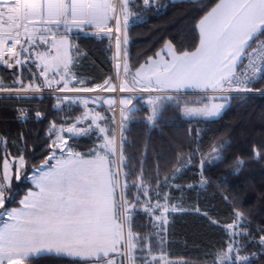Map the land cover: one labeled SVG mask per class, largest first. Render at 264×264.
<instances>
[{"label": "trees", "instance_id": "trees-1", "mask_svg": "<svg viewBox=\"0 0 264 264\" xmlns=\"http://www.w3.org/2000/svg\"><path fill=\"white\" fill-rule=\"evenodd\" d=\"M216 3L218 0H152L145 5L143 0H131L129 13L141 18L137 26L127 30L131 72L135 73L149 57H156L166 43L177 52L194 50L199 43L198 22ZM69 70L76 86L95 88L104 84L114 73L110 40L91 34L74 37ZM18 81L25 86L35 83L44 89L53 88L46 86L36 63L31 61L20 65L19 71L1 70L4 88L19 87ZM254 87L264 90V80ZM17 96L0 95V165L7 157L20 154L27 161L23 178L13 180L6 192L12 197L4 205L8 209L20 206L28 189L25 176L52 153L48 147L54 139L51 126H69L84 112L73 102H61L57 108V96L53 95ZM176 97L161 100L154 124L148 119L150 107L142 98L137 99L136 109L121 130L127 165L123 171L130 174L128 200L134 201L137 189L132 184L139 183L143 172L145 183L151 185L153 204L157 202L155 193L160 191L161 196L168 195L170 203L180 207L169 213L166 233L157 235L153 218L143 211L142 203L137 204L132 223L133 232L142 238L140 247L146 250L149 243L152 252L166 253L176 260L173 264H213L214 260L219 264L218 254L227 251L232 239L226 226L239 221L241 228L250 233L243 237L240 255L249 257L248 264H264V246L259 242L264 235L260 231L264 229V95L232 97L226 109L213 118L184 115L185 108L204 104L206 97ZM22 111L25 117H21ZM98 141L97 132H91L72 137L68 143L88 157ZM222 144L223 160L209 163L214 155L212 147ZM202 176L207 179L204 186L200 183ZM236 211L243 213L242 219L237 220ZM28 264L90 261L45 254L32 257Z\"/></svg>", "mask_w": 264, "mask_h": 264}, {"label": "snow or ice", "instance_id": "snow-or-ice-1", "mask_svg": "<svg viewBox=\"0 0 264 264\" xmlns=\"http://www.w3.org/2000/svg\"><path fill=\"white\" fill-rule=\"evenodd\" d=\"M130 2L131 0H0V62L6 63L9 68L23 66L28 57L25 56L23 60L20 57L29 53V49L21 45L20 37L23 33L28 41H32L29 26L35 31L37 20L55 25V30L47 29L53 36L55 47L56 35H61V43L66 39V35L59 32L61 25L70 31V23L77 27L80 24H88L94 25L99 32L112 33L113 28L107 25L114 19L115 31L119 32V13L124 15V26L127 28ZM143 2L149 5V0ZM197 28L199 43L194 50L177 52L170 43H166L164 48L155 54L158 59L149 57L134 74L130 73L125 62L124 73L126 77L130 75L132 83L130 86L126 78L120 84L119 90L136 91L139 87L143 92L179 93L188 88L200 89L205 93L251 92L254 83L264 80V0H218V3L200 18ZM40 39L47 43L43 35ZM115 39L119 50L120 38L117 36ZM123 42L127 44V35L124 36ZM17 45H21L19 50ZM5 53L7 60L4 59ZM37 55L43 58V54ZM162 55H167L170 59H163ZM241 67L243 70L238 71ZM47 73L48 67L45 65L40 75L45 77L46 86L51 87L52 82L48 80ZM17 83L19 87L10 88H4L0 83V92L19 94L41 90L35 83L28 86L22 81ZM105 84L107 85L108 81H105ZM57 85L56 92L96 91L89 87H69V82L63 76L57 81ZM115 89V85H109L106 90ZM166 98L177 99L176 96ZM90 99L95 103L99 97L58 96L56 107L59 108L60 103L65 100H71L73 103L79 100L87 107ZM162 99L164 97L161 96L148 98V103L152 106V116L148 119L153 124L159 111L158 102ZM211 99L227 101L229 97L213 95ZM120 102L130 104L131 98H123ZM224 108L225 104L214 103L210 108H185L184 112L188 117L213 118L219 116ZM25 116L26 113L22 111L21 117ZM36 116L40 118L41 113L37 112ZM81 119H88L87 114ZM97 120H104V117L96 113L88 128L90 129ZM96 127L104 134L103 142L98 144L87 158L75 152L68 146L67 140L57 134L56 140L48 146L53 149L52 153L38 168L33 169L30 179L36 190H30L19 201V208L4 207L6 201L12 199L6 192L11 188L9 171L13 166L5 159L3 182H0V209H4L0 212V264H28L32 257L45 254L82 257L90 261V264H117L115 257L110 255L112 253L120 257L119 264H137V261L142 264H155L156 257L152 256L151 247L147 246L146 255L145 247H138L142 238L133 232L132 213L137 210L136 205L142 203L143 211L150 219L154 217V222H159L155 226L163 231V225L167 223L165 213L170 210L175 212L178 208L176 205L170 208L168 201L171 197L161 196L160 191L155 193L157 202H151V185L145 183L143 172L138 177L139 183L134 181L132 184V187L137 189V194L134 201L130 202L127 183L130 174L123 171L127 166L123 139L118 150L114 133L110 136L107 134L108 130L99 124H96ZM51 128L55 131L56 125L53 124ZM65 130L75 135L88 131L72 126L67 129L61 127L60 132ZM51 134L50 132L49 135ZM61 143L64 147H60ZM224 147L223 144L219 148L212 147L214 155L208 162L222 161ZM56 150L62 153L60 157L56 156ZM256 154L259 156V152ZM52 160H55L54 164L50 163ZM13 162L15 178L20 180L19 173L27 166L25 156L20 154L13 158ZM238 162L242 164V161ZM201 163L203 170L205 162ZM200 183L201 186L206 185L207 179L202 176ZM160 187L161 185L157 184V188ZM118 189H121L119 198L116 195ZM141 197L145 199L142 201ZM161 199L165 201L164 204L160 203ZM158 209H162L161 214L155 216ZM235 216L240 220L243 213L236 211ZM238 227L241 225L237 223L226 226V231H231L233 239L229 240L227 251L218 254L219 264H248L249 257L239 255L242 249L234 238L250 233H238L235 231ZM260 231L264 233V229ZM259 242L264 246V235L259 237ZM213 264H217V261L214 260Z\"/></svg>", "mask_w": 264, "mask_h": 264}, {"label": "rangeland", "instance_id": "rangeland-1", "mask_svg": "<svg viewBox=\"0 0 264 264\" xmlns=\"http://www.w3.org/2000/svg\"><path fill=\"white\" fill-rule=\"evenodd\" d=\"M8 2H11V0H8ZM119 19H120V31L118 32V37L120 38L121 44H120V49L118 50L116 47V50H115L113 76L108 80L107 85L104 83L100 86L95 87L94 89H96V91H94V92H80V93L56 92L55 89L58 87L57 81H59L61 79V76L65 77V79L69 82V87H72V86L79 87V86L75 85L76 79L71 74V72L69 70V67L71 64V57L69 58V60H66V57L63 55L62 52H60V49L57 46L53 47V39L51 37H45V39L47 40V43L42 41L40 39V36L34 37L32 41H28L27 39H23L21 41V45H23L25 48L29 49V53H24L20 57L22 60L24 59L25 56H27L28 57L27 61L34 62V63H36V65L40 66L38 68V70L40 72L45 67V65L48 67L47 78H48V80H50L52 82V87H53L49 91L51 93L50 95L57 96V97L58 96H60V97H63V96L88 97V98L99 97V99L96 100L95 103H93L92 100L90 99L87 107H85L79 100L75 101L74 103H77L83 107V109H84L83 114L73 124H71L69 126H56V130L55 131L52 130V132L54 134L53 141L56 140L57 134H59L65 140H67V144H68V146H70L68 143V140L70 138L85 135V134L91 133V132H97V137L99 139V141L97 143V145H98V144L103 142L102 137L104 135V134L100 133L99 129L96 127V124H99L100 127L108 130V132H107L108 135L111 136L114 133V135L116 137L117 148L119 150V145H120L121 139H122L121 138L122 137L121 130H123L122 128H124V126L128 122V120L130 118V114L136 109L134 102L137 99H139V98L143 99V101L150 107L151 116H152V106L148 103V98L150 97L149 95L143 96L140 93H138L137 90L136 91H124L121 93L119 92V86L123 80H125L127 78L130 86L132 83L130 75L126 77V75L124 73L125 62H127L128 66H129L128 53H127L128 33L125 31V29H123L124 21L122 20V19H124V15L121 14V17L119 16ZM104 34H107L110 37H112L113 41L116 43V39H114V36L112 33L104 32ZM125 35H127V44H125L123 42ZM74 37H76V36L74 35L71 37V42H72ZM125 51H126V57H125ZM38 53L43 54V58H41L40 55H37ZM117 65H119V67H117ZM129 71H130V73L134 74L133 72H131L130 68H129ZM54 73H57V75H53ZM42 77L45 81V77L44 76H42ZM62 83H63V81H61V85H62ZM109 85H115L116 89L114 91L106 90ZM137 89H139V87H137ZM4 94L20 95L22 93L18 94L16 92H7V91L0 92V95H4ZM151 97H153V96H151ZM123 98H131V103L130 104H121L120 101ZM107 101H112V103L110 104ZM207 101H223V100H213V99H211V97H208ZM62 102H72V101L71 100H65ZM223 102L228 103V101H223ZM158 103H159V110H160L161 101H159ZM204 107H205V105H200V106H196V107H191L189 109H201ZM130 109H131V111H129ZM96 113H99L100 116L104 117V120H97L96 123L92 124V127L89 129L88 126H89V124L92 123L91 118L94 117L96 115ZM85 114H87L88 119H81V117H83ZM184 115H185V112H184ZM186 117H188V116H186ZM196 117H201V116H196ZM118 125H119V127H118ZM72 126H75L77 128H85V129H88V131L81 133V134H78V135H75L73 133H69L66 130L63 132H60L61 127H63L64 129H67V128L72 127ZM118 128H120V129L118 130ZM97 145L93 148V150L97 147ZM60 147H64V145L61 143ZM93 150H92V152H93ZM74 151L78 152L76 150H74ZM55 154L57 157H60L62 155V153H60L58 150H56ZM64 154H66V150H65ZM6 159L9 161L10 165H13L11 167V170L9 171V175L11 177V182H12L13 180H17L15 178L16 177V171H15V166H14V162H13V157H7ZM4 161H5V159H4ZM4 161L0 165V182H3ZM50 163L54 164L55 160L50 161ZM19 175L21 177L20 179H22L24 176L23 169L20 171ZM32 175H33V170L31 173H29L28 175L25 176V180L28 182V189H27V192L25 193V195H27V193L30 190L31 191L36 190L34 187V184L32 183V181L30 179V177ZM123 182L124 181H123V176H122L121 177V184H123ZM120 192H121V189H118L117 194H116L117 198H119ZM6 195H7V193H6ZM25 195L23 196V198L25 197ZM160 203L164 204L165 201L160 202ZM168 204H169L170 208L172 205H176L178 210L180 208L177 203L171 204L170 201H168ZM19 207H21V205L18 207H14V208H19ZM3 210L4 209H0V212H2ZM161 211H162V209L156 210L155 216H159L161 214ZM170 212H173V211L170 210L169 212L165 213L167 223L163 225V231H161L160 228L155 226V224H158L159 222L158 221L154 222V217H153V228H154L156 234L157 233H159V234L166 233V227H167L168 220H169L168 215ZM134 213H135V211H133V213H132L133 216H134ZM235 223L240 225L239 221H237ZM0 226H2V224H0ZM235 231L238 233H243V232L248 233L245 229H243L241 227L236 228ZM230 233H231V231H230ZM246 236H248V235H237L235 237L236 239L238 238L237 243L240 247H241V244L243 241V237H246ZM232 239H233V237H232ZM140 245H141V242L139 241L138 247H140ZM147 246H150L149 243L146 244V250L144 253L145 255L147 254ZM151 253H152V256L156 257L155 264H172L173 262L176 261V260L171 259L166 253H154L152 251H151ZM61 255L66 256V257H72V258L85 259L82 257L68 256L67 254H61ZM110 255L114 256L116 261H117V264H119L120 257L118 255H116L115 253H112ZM239 255H240V253H239ZM161 257H163V259H161ZM137 264H142V262L137 261Z\"/></svg>", "mask_w": 264, "mask_h": 264}, {"label": "built area", "instance_id": "built-area-1", "mask_svg": "<svg viewBox=\"0 0 264 264\" xmlns=\"http://www.w3.org/2000/svg\"><path fill=\"white\" fill-rule=\"evenodd\" d=\"M152 0H149V4L151 3ZM120 17L121 14L117 13ZM124 21V19H122ZM141 22V18L137 17V16H132L131 14L128 15V25L127 28H125V26L123 25V29H125V31L127 32V30L130 27H134L137 26L139 23ZM108 27H113V36L114 39L118 36V32L115 31L116 28V22L115 20H110L108 22ZM70 27V31L66 30L64 25H61L59 28V32L60 33H64L66 35V39L64 41V43H61V35H56L55 36V43L56 46L60 49V52L63 53V55L66 57V45H69V49L71 47V37L72 36H77L80 34H91V35H95V36H99V37H106L110 40L112 47H113V53L115 56V50H116V43L113 41V38L110 37L107 34H104V32H99V30H97L95 28V30H87L86 28L83 27H77L75 24H71L69 25ZM48 28H52L53 30H55V25L52 24H45L43 21H36V30L34 31L31 27V25L29 26V33L31 34V36L34 37H38L43 35L44 37H51L53 39V36L51 33H49L47 31ZM111 38V39H110ZM21 41L23 39H26V36L22 33L21 37H20ZM9 43H11V41H9ZM17 49L19 50V48L21 47V45H17L16 46ZM4 59L7 60V53H5ZM246 63V61H245ZM20 65H16L12 68H9L7 66L6 63L0 62V78H1V70L5 69L6 71L12 72V71H19ZM243 68H239L238 71H242ZM260 81V80H259ZM258 81V82H259ZM257 83V82H256ZM254 83V84H256ZM254 84L252 85L253 90L251 92H226V93H212V92H208L205 93L202 90H181L179 93H175L172 91H161V92H143L140 89H137V92L140 93L141 95H149V96H161V97H167V96H180V95H191V96H202V97H212L213 95L215 96H220V95H225L228 96L229 99L227 101H229L232 97H243V96H252V95H259L262 96L264 95V90L263 89H258L254 87ZM37 86H39L38 84H36ZM28 86V85H27ZM40 87V91H28V92H24L22 94H20V96H44V95H50L51 93L49 92V89H44L41 86ZM119 92L121 93V91L119 90ZM224 101V100H223ZM120 124V123H119ZM119 127V125H118ZM120 128H118L119 130Z\"/></svg>", "mask_w": 264, "mask_h": 264}, {"label": "crops", "instance_id": "crops-1", "mask_svg": "<svg viewBox=\"0 0 264 264\" xmlns=\"http://www.w3.org/2000/svg\"><path fill=\"white\" fill-rule=\"evenodd\" d=\"M79 27H83L86 28L87 30H95V26L94 25H88V24H80ZM154 59H158L157 57H153ZM163 59H170V57H168L167 55H162ZM21 59V58H20ZM145 64V63H144ZM182 90H199V89H195V88H188V89H182ZM214 103H223L225 104V108L221 111V113L226 109V107L228 106L227 102H223V101H206L204 104L207 107H211L212 104ZM220 113V114H221ZM173 264V263H172Z\"/></svg>", "mask_w": 264, "mask_h": 264}, {"label": "bare ground", "instance_id": "bare-ground-1", "mask_svg": "<svg viewBox=\"0 0 264 264\" xmlns=\"http://www.w3.org/2000/svg\"><path fill=\"white\" fill-rule=\"evenodd\" d=\"M70 58V49H69V45H66V60H69Z\"/></svg>", "mask_w": 264, "mask_h": 264}]
</instances>
